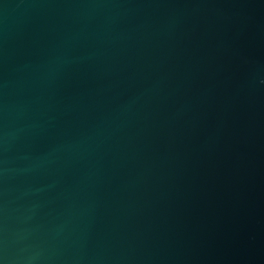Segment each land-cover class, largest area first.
<instances>
[{"label":"water","instance_id":"obj_1","mask_svg":"<svg viewBox=\"0 0 264 264\" xmlns=\"http://www.w3.org/2000/svg\"><path fill=\"white\" fill-rule=\"evenodd\" d=\"M0 264H264V0H0Z\"/></svg>","mask_w":264,"mask_h":264}]
</instances>
